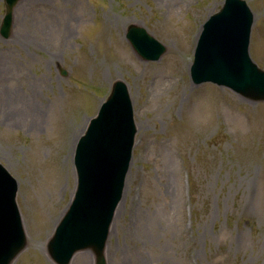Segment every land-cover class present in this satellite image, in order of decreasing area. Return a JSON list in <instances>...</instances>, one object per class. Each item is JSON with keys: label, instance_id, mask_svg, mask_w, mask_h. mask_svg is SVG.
I'll return each instance as SVG.
<instances>
[{"label": "rangeland", "instance_id": "374dc122", "mask_svg": "<svg viewBox=\"0 0 264 264\" xmlns=\"http://www.w3.org/2000/svg\"><path fill=\"white\" fill-rule=\"evenodd\" d=\"M245 1L264 70V0ZM224 2L18 1L10 37L0 34V163L19 183L27 236L11 264H55L47 245L76 190V145L116 80L137 133L107 264H264V101L190 76L202 27ZM5 10L0 0V26ZM132 24L166 47L159 60L137 55ZM71 122H85L76 138ZM82 258L95 264L91 250L70 264Z\"/></svg>", "mask_w": 264, "mask_h": 264}, {"label": "water", "instance_id": "95a60500", "mask_svg": "<svg viewBox=\"0 0 264 264\" xmlns=\"http://www.w3.org/2000/svg\"><path fill=\"white\" fill-rule=\"evenodd\" d=\"M18 1L5 0L6 14L0 27L5 39L10 37ZM253 22L245 0L225 1L204 24L199 37L191 69L194 83L212 82L247 99L264 101V70L249 53ZM126 37L146 61H157L166 52L144 27L129 25ZM136 133L128 86L117 80L77 143L75 195L47 246L55 264H70L74 255L84 250L93 252L95 264H107L106 245L123 197ZM17 192V180L0 163V264H11L27 246Z\"/></svg>", "mask_w": 264, "mask_h": 264}, {"label": "bare ground", "instance_id": "6f19581e", "mask_svg": "<svg viewBox=\"0 0 264 264\" xmlns=\"http://www.w3.org/2000/svg\"><path fill=\"white\" fill-rule=\"evenodd\" d=\"M63 32H64V34H68V30H66V29H65V31H63ZM127 55H128L129 58H131V56H130L129 53H128ZM184 64H185V65H184L185 67L188 66L187 63H184ZM101 65H102V64H100V66H101ZM70 124H71L70 127H71L72 132H73V136H74V138H76V136L82 131V129H83L84 125H85V122H82L79 126H76L73 122H71ZM81 264H86L84 258H82V262H81Z\"/></svg>", "mask_w": 264, "mask_h": 264}]
</instances>
